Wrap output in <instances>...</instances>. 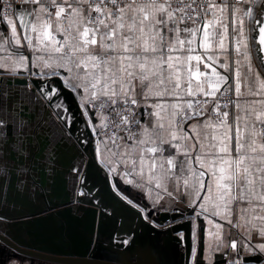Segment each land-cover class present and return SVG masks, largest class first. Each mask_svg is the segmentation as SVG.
Masks as SVG:
<instances>
[{
  "label": "snow or ice",
  "instance_id": "1",
  "mask_svg": "<svg viewBox=\"0 0 264 264\" xmlns=\"http://www.w3.org/2000/svg\"><path fill=\"white\" fill-rule=\"evenodd\" d=\"M85 144L186 264H264V0H0V208Z\"/></svg>",
  "mask_w": 264,
  "mask_h": 264
},
{
  "label": "crops",
  "instance_id": "2",
  "mask_svg": "<svg viewBox=\"0 0 264 264\" xmlns=\"http://www.w3.org/2000/svg\"><path fill=\"white\" fill-rule=\"evenodd\" d=\"M79 131H84L83 124L79 125ZM73 140H75V135H73ZM81 155L84 161L83 170L80 179L75 181L74 187L69 170L74 163L79 161ZM85 164V156H83L78 145L76 149L67 150L58 165L54 178L45 179L41 177L43 183L37 184L34 190L22 194L16 193L14 190L10 191L8 206L0 208V213L4 219L21 220L35 212L59 211V215L56 216L43 213L46 219L40 225V231L47 237L55 236L60 245L62 241L67 242L73 240L74 237L76 242L80 243L84 236L88 235V232L84 230L86 225L88 228L91 225L95 227L99 225L101 237L98 239L99 248L95 253L98 257L109 260L116 258L129 264H177V256L180 252V240L178 239L180 233L175 235L166 233L163 228L156 226L158 220L152 216L146 220L142 219L151 228L148 233H145L143 224L134 215L116 213L115 205H109L102 198L99 182L92 172L86 174L88 188L92 189V194L95 196L93 202L99 206L86 207L84 201L87 200L81 198L83 202H79L75 199L74 193L76 191H87V189L80 187V181L83 180L85 174ZM111 179V177L108 179L110 183ZM122 188L124 190L123 195L133 202L132 205L128 204V206L139 211L136 205L143 197L133 187L123 185ZM115 198L121 200L117 195ZM103 206H107L105 210L110 215L99 217ZM141 213L142 216L145 215L144 212ZM189 214L188 217L191 218V213ZM170 224L171 221H167L163 225L167 227ZM57 228L58 234L53 233V231L56 232ZM205 239H207L206 236ZM124 240H128L129 243L124 245L122 243ZM4 255L0 249V261L4 260ZM15 264H21V261L15 258ZM23 264H28V262H23Z\"/></svg>",
  "mask_w": 264,
  "mask_h": 264
},
{
  "label": "water",
  "instance_id": "3",
  "mask_svg": "<svg viewBox=\"0 0 264 264\" xmlns=\"http://www.w3.org/2000/svg\"><path fill=\"white\" fill-rule=\"evenodd\" d=\"M67 102L70 103L71 99L69 98ZM78 146L82 150V154L86 159L84 172L86 174L92 172L96 176L100 185L101 196L103 195L102 198L109 205H115L114 209L116 213L132 214L138 218L141 221L140 223L143 224L145 233H148L151 228L148 224L142 221V213L130 208V206L122 200L115 198L114 191L109 187V180H105V174L98 171L97 164L91 160L89 154L91 150L90 146L87 144L84 146ZM86 148H88V151L85 150ZM84 202L86 207H98L96 202ZM43 213H48L49 216L59 215V211L35 212L32 213L33 215L30 214V216L21 220L5 218L4 222L0 223V236L6 237L7 241L5 249L9 247L10 249L16 251L15 258L18 260H26L28 261V264H34V262H36V264H77V262L81 261H89L90 264H129L128 262H124L116 258H110V260L103 259L95 254L96 250L99 248L98 239L101 237L99 225L97 227L91 225L89 228L86 225L84 230L88 232V235L86 237L84 236V239L81 240L80 243L76 242L74 237L73 240L67 242L62 241L63 243L61 242L60 245L55 236L47 237L40 231V225L43 224L46 219V216ZM100 213L99 217H101ZM186 215L187 217L190 216L189 213ZM156 219L158 220L157 223L159 225H163L167 221H171L170 225H173L175 230H165L166 233H170L172 235L178 233L184 234V239L180 240V252L177 256V264H186L187 257L184 253V249L188 248L190 243L193 244V241L189 240V233L192 230V225L187 223V220L184 218L173 221L171 215L165 218L163 214H158ZM57 232L58 228L56 229V232L53 231V233L58 234ZM58 239H60L59 236ZM5 249H2V251L4 252ZM4 259H7L5 255Z\"/></svg>",
  "mask_w": 264,
  "mask_h": 264
},
{
  "label": "flooded vegetation",
  "instance_id": "4",
  "mask_svg": "<svg viewBox=\"0 0 264 264\" xmlns=\"http://www.w3.org/2000/svg\"><path fill=\"white\" fill-rule=\"evenodd\" d=\"M14 250L10 249L9 247H7V249L4 250V254H5V257L8 258L12 255ZM16 252V251H15ZM25 262H28L25 260Z\"/></svg>",
  "mask_w": 264,
  "mask_h": 264
},
{
  "label": "rangeland",
  "instance_id": "5",
  "mask_svg": "<svg viewBox=\"0 0 264 264\" xmlns=\"http://www.w3.org/2000/svg\"><path fill=\"white\" fill-rule=\"evenodd\" d=\"M23 262H25V260L21 261V264H23ZM34 264H36V263H34Z\"/></svg>",
  "mask_w": 264,
  "mask_h": 264
}]
</instances>
